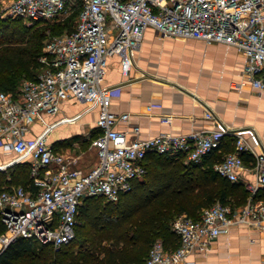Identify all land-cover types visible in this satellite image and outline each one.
<instances>
[{
	"label": "built area",
	"instance_id": "built-area-1",
	"mask_svg": "<svg viewBox=\"0 0 264 264\" xmlns=\"http://www.w3.org/2000/svg\"><path fill=\"white\" fill-rule=\"evenodd\" d=\"M0 8L5 15L41 21H59L79 8L72 30L46 40L40 71L23 78L16 92L0 89V171L25 162L31 177L27 186L0 191V251L19 237L53 246L69 242L82 198L117 200L133 179L147 172L150 153L181 152L202 162L223 134L232 132L236 149L214 168L227 179H238L242 152L249 146L240 131L221 127L141 137L139 125L120 127L131 114L111 109L121 86L105 84L104 79L108 57L119 55L126 67L144 31L153 27L160 37L234 46L246 58L244 75L264 89V0H0ZM72 97L98 110V133L91 140L97 161L87 170L69 166L67 156L50 141L55 122L47 117ZM206 115L214 117L210 110ZM36 123L42 126L38 130ZM255 168L256 182L246 184L252 195L264 185V150L256 155ZM241 223L260 231L264 240V200L250 196L239 207L218 200L203 207L197 219L180 214L172 226L179 244L167 248L156 239L143 264H196L192 253L206 251L214 237Z\"/></svg>",
	"mask_w": 264,
	"mask_h": 264
},
{
	"label": "crops",
	"instance_id": "crops-1",
	"mask_svg": "<svg viewBox=\"0 0 264 264\" xmlns=\"http://www.w3.org/2000/svg\"><path fill=\"white\" fill-rule=\"evenodd\" d=\"M245 62V56L232 45L194 37H160L148 27L126 67L119 55L108 57L104 79L105 84L121 86L111 109L131 114L120 127L139 125L141 137L221 127L240 131L249 145L242 152L244 166L238 170L237 180L226 179L243 187L247 196L240 201L238 192H232L235 207L246 204L250 196L264 200V185L253 195L246 187L248 182H256V155L264 150V89L254 87L244 75ZM238 82L243 83L236 85ZM209 110L213 118L207 117ZM97 116L96 108L72 97L62 102L57 114L47 117L55 122L50 141L67 156L69 166L87 170L96 163L97 152L94 160L86 161L78 155L72 157L64 147L70 137L81 133L92 135V140L91 130L98 131ZM63 117L68 118L61 120ZM41 127L35 124L36 130ZM235 149L236 135L226 132L203 161L214 166ZM190 257L196 264H264V240L260 231L241 223L214 237L206 251Z\"/></svg>",
	"mask_w": 264,
	"mask_h": 264
},
{
	"label": "trees",
	"instance_id": "trees-1",
	"mask_svg": "<svg viewBox=\"0 0 264 264\" xmlns=\"http://www.w3.org/2000/svg\"><path fill=\"white\" fill-rule=\"evenodd\" d=\"M78 14L79 8L68 16L77 18ZM11 20L13 18H0V44L12 37L24 41L23 37L28 34L30 26L22 30L15 20L11 27ZM68 23L67 31H70L75 20ZM45 36L43 29H35L27 36V46L18 50L24 58L13 59L20 66H7L6 61L11 60V56L7 50H0V71L12 74L0 77V89L16 92L17 77L22 70L29 72L27 77H34L40 71L42 64L38 57L42 54ZM97 133L95 131L93 136ZM146 165L147 172L133 179L131 187L117 200L104 196L82 198L76 216L75 233L81 237L77 250L71 246L76 236L60 246L19 237L0 251V264H13L27 254L49 264H143L157 236L167 248L179 244V237L167 220L171 209H162L158 200L177 202L179 209L197 219L202 208L210 205L207 203L219 200L235 207L232 192H238L240 201L247 196L243 187L228 181L212 164L189 160L185 153H150ZM30 181L29 164L25 162L13 165L9 172L0 171V191L7 182L27 186ZM2 229L0 219V231ZM95 230L102 231L97 234Z\"/></svg>",
	"mask_w": 264,
	"mask_h": 264
},
{
	"label": "rangeland",
	"instance_id": "rangeland-1",
	"mask_svg": "<svg viewBox=\"0 0 264 264\" xmlns=\"http://www.w3.org/2000/svg\"><path fill=\"white\" fill-rule=\"evenodd\" d=\"M0 18L1 19L2 18L3 19L13 18V20L10 21L11 27L15 24L14 23L15 20H18L17 26L19 28H21L22 30H25V28L27 26H30L28 34H25V36L23 37L24 41H18L17 37H12L11 39H7L6 41H4L0 44V50H5V51L7 50L11 56V60L6 61L7 66H11L12 64L20 66V64L13 61V59L14 60H20L21 58H24L23 55H21L20 52H18V50L20 51V50H22V48L27 46V43H26V41L28 39L27 36L30 35V33L32 31H34L35 29H41V30L43 29L46 32V36L43 38V42H42V44H43L42 45V54H43L46 40L50 36L66 32L69 28L68 21L72 22V20L76 21V19H77L74 15H72L71 17L67 16V17H65L59 21L31 20V19H25L22 17H18V16L5 15L2 12L1 8H0ZM7 47H9V48H7ZM40 55L38 57V60L40 58ZM28 73L29 72H27L25 70H22V72H20V74L17 77V83L19 85H20L22 79L29 75ZM3 76H12V74L9 75L7 72L0 71V77H3ZM94 132H95V128L91 130V133H94ZM91 137H92V135L89 136L88 134H84V133H81L77 136L70 137V139L65 144L64 148L67 152H69L71 154L72 157H76L75 155H78V156H80L81 160H86V161L94 160L96 157L95 156L96 155V148L92 144ZM3 158L4 157H2V156L0 157V159H3ZM17 184H20V183H16V182L15 183L13 182L10 184L7 183V184H4L3 188H8L12 185H17ZM97 197L102 198L103 196H97ZM215 202H217V200H214V201L207 203V204L211 205ZM157 204H160L162 209H171V214L167 220H168V224L170 225V229H172V226H173L175 219L180 214H182L184 212L181 209H179L177 202L169 203V201H167V200H158ZM180 204L183 205V203H180ZM164 216H165V214H164ZM101 231L102 230H99V231L95 230L93 232H96L98 234ZM75 236H76V233H75ZM156 239H161V238L159 236H157L154 239V241ZM80 240H81V237L77 235L75 238V241H73L71 243V246H73V248L77 250ZM37 246L40 247V244H38ZM39 247H37V249H39ZM13 264H49V263L48 262L43 263V262L39 261L37 258H35L34 255L27 254V255L15 260Z\"/></svg>",
	"mask_w": 264,
	"mask_h": 264
}]
</instances>
